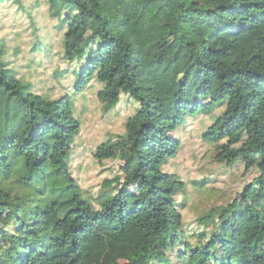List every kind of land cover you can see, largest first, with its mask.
I'll list each match as a JSON object with an SVG mask.
<instances>
[{
  "label": "trees",
  "instance_id": "trees-1",
  "mask_svg": "<svg viewBox=\"0 0 264 264\" xmlns=\"http://www.w3.org/2000/svg\"><path fill=\"white\" fill-rule=\"evenodd\" d=\"M48 5L63 16L60 48L53 54L37 35L32 51L58 58L50 79L73 76L66 95L36 92L0 40V264H264V0ZM87 89L104 112L122 95L138 103L125 132L93 152L100 164L124 166L93 198L73 171L72 98ZM202 114L212 118L200 137L214 161L255 176L197 218L212 230L191 233L180 208L189 186L212 190L211 181H186L165 166Z\"/></svg>",
  "mask_w": 264,
  "mask_h": 264
},
{
  "label": "rangeland",
  "instance_id": "rangeland-1",
  "mask_svg": "<svg viewBox=\"0 0 264 264\" xmlns=\"http://www.w3.org/2000/svg\"><path fill=\"white\" fill-rule=\"evenodd\" d=\"M49 0H5L0 2V40L5 44V58L10 67L16 70L24 81L34 84L38 93H46L52 98L66 95L73 76L61 80L50 79V75L59 64L58 58H51L43 52H33L32 48L41 35L45 45L53 44L56 53L62 33L55 28L62 13L49 15ZM57 8V7H56ZM41 30L36 32L33 25ZM50 58V59H49ZM42 62V64H40ZM69 66L61 62V67ZM66 88V89H65ZM72 105L80 121V131L74 141L73 171L79 178L83 191L90 198L97 196L106 179L123 175V164L119 160H107L98 163L93 156L94 150L111 135L123 134L129 116L135 113L138 103L128 95H122L120 104L110 112H104L95 89H87L83 94L74 96ZM209 115L202 114L189 119L188 132L182 133L183 148L170 159L165 166L167 171L176 172L186 181L209 178L205 188L197 190L189 186L190 197L183 214V225L189 232L212 230L213 225H199L197 218L214 204L227 203L242 189L243 185L254 178V172L244 176V166L227 168L214 161V148L203 142L200 134L211 123ZM183 201V198L180 199ZM193 244L198 239L187 236Z\"/></svg>",
  "mask_w": 264,
  "mask_h": 264
}]
</instances>
